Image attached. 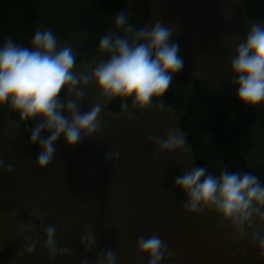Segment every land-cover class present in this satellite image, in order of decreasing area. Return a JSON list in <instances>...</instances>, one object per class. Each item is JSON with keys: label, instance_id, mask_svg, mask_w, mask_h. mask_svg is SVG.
I'll use <instances>...</instances> for the list:
<instances>
[{"label": "rangeland", "instance_id": "1", "mask_svg": "<svg viewBox=\"0 0 264 264\" xmlns=\"http://www.w3.org/2000/svg\"><path fill=\"white\" fill-rule=\"evenodd\" d=\"M131 24L137 30L157 21L173 31L184 68L175 74L199 80L217 94L236 96L230 63L253 23L245 17L241 0H127ZM125 35V33H123ZM58 45L71 46L77 57L74 71L90 73L107 54L98 50L91 60L73 37L57 36ZM30 46V45H29ZM81 112L100 103L102 128L96 136L69 146L56 142L52 162L45 168L34 161L41 151L29 137L38 119L21 126L0 106V159L12 170L0 168V252L13 245L10 264H98L112 249L118 264H148L138 250L140 236H159L167 246L162 264H264V249L255 239L264 233V218L254 215L243 227L206 208L194 213L184 207L185 193L174 186L183 171L197 167V152L186 143L174 151H159L148 137L166 136L178 129L180 113L164 105L120 114L107 110L109 98L94 82L85 86ZM62 89L59 96L64 97ZM247 112L261 110L243 104ZM42 132V136H47ZM251 166H264V136L257 133ZM119 152L114 161L109 152ZM155 153V154H154ZM54 225L60 248L67 254L53 257L45 245L46 228ZM88 233L97 243L88 246ZM36 243L35 250L27 247ZM247 247H252L248 252ZM240 252L239 257L236 254Z\"/></svg>", "mask_w": 264, "mask_h": 264}, {"label": "clouds", "instance_id": "2", "mask_svg": "<svg viewBox=\"0 0 264 264\" xmlns=\"http://www.w3.org/2000/svg\"><path fill=\"white\" fill-rule=\"evenodd\" d=\"M114 23L125 35L109 31L100 37L98 48L107 58L96 63L90 73L74 71L77 57L73 48L60 47L51 29L35 30L30 46L11 38L0 43V106H9L23 120L38 119L29 143L38 144L41 149L34 161L39 167L45 168L52 162L59 138L75 146L101 130L100 103L81 112L85 86L89 83L94 82L109 102L121 98V109L128 108L129 98L140 108L152 107L154 98L162 97L173 76L183 70L184 59L169 26L157 21L151 28L137 30L123 12L114 16ZM230 72L241 103L252 107L264 104V24L251 25L235 50ZM62 89L67 93L64 97L59 96ZM159 108H164L162 101ZM42 132L48 135L42 136ZM148 141L158 145L159 151H174L185 145L186 137L182 131L170 129L164 137L150 135ZM119 155L110 151L107 158L114 161ZM12 167L0 159V168L11 171ZM174 186L185 193L184 207L191 212L210 208L240 227L251 223L254 215L264 218V183L250 172H230L222 167L214 175L206 166L192 167L174 179ZM56 231L54 225L45 230V245L53 257L69 251L58 246ZM82 239L89 247L97 243L93 233ZM255 239L264 249V233L257 232ZM137 246L148 255V264H162L167 246L159 236H140ZM35 247L32 242L27 251L32 252ZM102 253L98 264H118L112 249Z\"/></svg>", "mask_w": 264, "mask_h": 264}, {"label": "trees", "instance_id": "3", "mask_svg": "<svg viewBox=\"0 0 264 264\" xmlns=\"http://www.w3.org/2000/svg\"><path fill=\"white\" fill-rule=\"evenodd\" d=\"M247 19L264 22V0H241ZM123 12L131 24L127 0H0V43L6 38L29 46L37 29H51L56 36L76 39L86 58L91 60L99 50L102 35L119 32L114 16ZM180 113L178 129L186 137V144L197 152V167L206 166L218 175L222 167L230 172H250L264 183V166H251L247 156L254 152L256 134L264 136V107L247 112L235 95L217 94L203 87L199 80L186 75L173 77L166 93L154 98L152 108L159 104ZM128 108L138 112L139 107L128 99ZM121 98H114L107 110L120 114ZM9 117L21 126L27 120L10 110ZM13 245L0 252V264H10Z\"/></svg>", "mask_w": 264, "mask_h": 264}, {"label": "flooded vegetation", "instance_id": "4", "mask_svg": "<svg viewBox=\"0 0 264 264\" xmlns=\"http://www.w3.org/2000/svg\"><path fill=\"white\" fill-rule=\"evenodd\" d=\"M246 249L248 250V252H252V247H247ZM258 254H259V256H264V254H263L262 252H259V251H258ZM240 255H241L240 252H238V253L236 254L237 257H239Z\"/></svg>", "mask_w": 264, "mask_h": 264}]
</instances>
